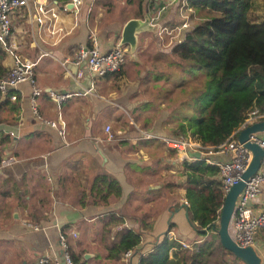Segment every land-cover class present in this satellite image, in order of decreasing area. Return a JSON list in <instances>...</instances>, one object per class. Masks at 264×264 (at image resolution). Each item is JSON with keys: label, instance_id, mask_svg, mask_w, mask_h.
Returning <instances> with one entry per match:
<instances>
[{"label": "crops", "instance_id": "1", "mask_svg": "<svg viewBox=\"0 0 264 264\" xmlns=\"http://www.w3.org/2000/svg\"><path fill=\"white\" fill-rule=\"evenodd\" d=\"M44 1L61 4L67 0ZM142 1L144 5L147 0ZM137 3L82 0L77 12L58 18L54 32L30 19L28 7L13 12L12 30L19 52L36 61L35 81L42 92L35 98L37 113L32 110L28 82L14 88L20 94L18 111L0 108V138L9 136L0 143L4 146L0 264H57L61 232L68 247L81 252L75 255L77 264H126V250L120 255L108 251L122 227L142 236L135 250L129 248L132 264L140 262V255L163 236L184 241L188 248L203 239L185 215L184 189L166 186L167 182L182 183L184 175L181 151L168 145L163 136L178 137L172 136L173 126L193 114L195 98L203 89L202 70L189 71L165 57L183 36L176 39L175 35L185 27L178 29L179 23L172 34L162 31L157 36L162 25L171 27L179 19L188 20L191 10L186 0H155L154 4H160L156 14L144 11L154 17L155 28L138 34L134 52L125 45L120 75L114 71L76 77L71 69L70 60L81 45L96 40L99 51L106 52L119 42L124 23L141 17L135 16ZM9 62L4 54L2 64L7 69ZM51 91L69 96L55 100ZM257 134L264 138V132ZM99 174L118 180L119 197L89 201L90 185ZM254 206L264 209V182ZM110 211H116L123 221L106 217ZM105 229L110 231L105 233ZM256 249L264 264V228L257 234Z\"/></svg>", "mask_w": 264, "mask_h": 264}, {"label": "trees", "instance_id": "2", "mask_svg": "<svg viewBox=\"0 0 264 264\" xmlns=\"http://www.w3.org/2000/svg\"><path fill=\"white\" fill-rule=\"evenodd\" d=\"M142 2L138 0L135 16H142L144 11L155 12L160 5L154 4L155 0H147L144 5ZM186 7L190 8L191 15L193 10H204L207 14L184 32L165 57L189 71L202 70L203 89L195 113L180 118L173 126L172 136H189L202 145L215 146L231 134L238 135L250 111L257 109L264 113V5L258 0H186ZM157 36L160 37L158 32ZM4 54L0 48V77L7 71L2 64ZM121 73L122 69L116 71L117 75ZM11 95H15L14 100ZM19 100L18 91L8 89L0 100V108L8 106L11 112L18 111ZM8 138L2 136L0 143L3 139L7 142ZM3 148L0 145V162ZM181 165L182 183L167 182L166 186L184 189L189 222L203 239L186 248L179 240L163 236L150 251L140 255V263L234 264L238 260L241 264L218 239L217 222L224 195L217 165L204 158L183 160ZM90 190L92 198L89 201L99 203L108 202L110 196L119 197L121 188L118 180L99 174ZM106 217L118 223L123 221L116 211H110ZM105 230V233L110 231ZM141 238L139 232L122 227L108 246L109 255H120L129 248L135 250ZM68 248L77 264L75 255L81 252Z\"/></svg>", "mask_w": 264, "mask_h": 264}, {"label": "built area", "instance_id": "3", "mask_svg": "<svg viewBox=\"0 0 264 264\" xmlns=\"http://www.w3.org/2000/svg\"><path fill=\"white\" fill-rule=\"evenodd\" d=\"M81 2L82 0H67L61 4H56L55 2L47 3L44 0H33L31 5L29 0H0V48L10 61L6 73L0 77L1 93H6L8 89L16 88L22 82H28L31 85L32 110L34 113H37L35 98L42 91L35 81L34 66L36 61L23 56L19 52V47L12 30L13 12L21 7H28L30 19L32 18L39 26L51 27L49 28L50 31L54 32L58 18L61 15L65 16L71 11L77 12ZM162 28L164 29L160 28L157 31L160 36L162 31L172 33L176 29L171 27L167 31L165 26ZM126 52L127 47L119 44V42L115 43L106 52H101L98 49L96 40H93L92 44L81 45L70 61L78 66L75 74L76 77H83L84 71H88L92 76H100L119 70L125 61ZM51 96L55 100H62L69 96V93L51 91ZM263 116L264 113H260L257 109H254L248 113L244 124L249 121L258 120ZM50 123L51 125H55V121H51ZM60 131L62 132V130ZM249 139L256 141L264 148V138L257 133L250 134ZM163 140L168 145L179 149L183 160L197 159L190 152L199 151L200 156L198 158H204L207 162L216 164L219 170L223 195L229 190L231 184L240 178L252 155L251 151L244 147L235 134H231L224 142L215 146L202 145L197 141L183 137L163 136ZM214 154L228 155V157L224 160H219L216 157L210 156ZM263 182L264 156L257 170L245 181L235 201L229 228L233 239L240 245L256 246L257 234L260 229L264 228V209L254 206V201L261 192ZM59 243L62 253L61 261L57 262V264H76L72 260L64 232L60 233ZM181 243L183 246H189L184 241ZM131 255H133L132 249L124 252V258L127 260L126 264H132L130 261ZM41 261L44 262L46 259H41ZM135 264L141 263L137 261Z\"/></svg>", "mask_w": 264, "mask_h": 264}, {"label": "water", "instance_id": "4", "mask_svg": "<svg viewBox=\"0 0 264 264\" xmlns=\"http://www.w3.org/2000/svg\"><path fill=\"white\" fill-rule=\"evenodd\" d=\"M155 25L151 22L150 16L143 12L141 17L129 18L120 33L119 44L129 46L130 51L134 52L138 44V34L146 30H154ZM78 66L72 65L71 69L75 74ZM89 72H85V76H89ZM264 132V119H258L251 123L244 124L238 132V140L251 151V159L247 167L242 172L240 178L231 184L229 190L224 194L222 205L219 212L217 222V234L220 244L232 254L241 260L244 264H261V256L259 255L255 245H240L232 237L229 226L232 213L234 211L235 201L242 190L245 181L257 170L264 156V148L256 141L249 139L250 134ZM194 157H199V151H191ZM185 206V202L183 203ZM185 215L188 218V212L185 206ZM215 226V224H213Z\"/></svg>", "mask_w": 264, "mask_h": 264}, {"label": "rangeland", "instance_id": "5", "mask_svg": "<svg viewBox=\"0 0 264 264\" xmlns=\"http://www.w3.org/2000/svg\"><path fill=\"white\" fill-rule=\"evenodd\" d=\"M260 3H262L263 5H264V0H258ZM189 10V9H188ZM156 12L157 11H155V13H152L151 14V16H153V15H155L156 14ZM186 12H188V11H186ZM189 13V12H188ZM207 14V12L206 11H204V10H200V11H195V10H193V14H192V16H191V14H189V15H187L188 16V20H187V18L186 17H184V18H186L184 21H183V23H181L182 22V20L181 19H179L178 21H176V25H171V27L172 28H177V24H179L180 23V25H179V27H178V29L179 28H183V27H185V29H189V28H191L192 26H193V24L195 23V22H197V21H199V19L202 17V16H205ZM193 15H194V17H193ZM263 16H264V11H263ZM152 20H154V17H152L151 18V21ZM155 21V20H154ZM153 22V21H152ZM157 22V21H156ZM182 24H184V26H182ZM162 25V24H161ZM160 26V25H159ZM165 26V29L167 30V31H169L170 29H171V27H169L170 25H167V24H165V25H162L160 28L161 29H164V28H162V27H164ZM187 26V27H186ZM184 29V30H185ZM180 31V32H178V34H176L175 36H176V39L177 38H179L182 34H184V32L185 31ZM172 31V30H171ZM170 31V32H171ZM175 32V31H174ZM165 33H168V32H165ZM173 33V32H172ZM171 33V34H172ZM175 37H173V39H174ZM204 77V76H203ZM199 98H200V95H198V97L197 98H195L196 99V101H195V106H193V110H192V113H195V108L197 107V105H198V101H199ZM175 125H176V123H175ZM229 230H230V228H229ZM217 253L219 254V250L217 251ZM241 261V260H240ZM241 264H244L242 261L240 262ZM212 264H214V263H212ZM234 264H239V261L237 260V261H234Z\"/></svg>", "mask_w": 264, "mask_h": 264}]
</instances>
